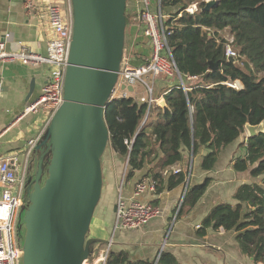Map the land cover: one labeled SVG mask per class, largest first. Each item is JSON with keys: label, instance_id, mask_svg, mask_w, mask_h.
Returning <instances> with one entry per match:
<instances>
[{"label": "trees", "instance_id": "trees-1", "mask_svg": "<svg viewBox=\"0 0 264 264\" xmlns=\"http://www.w3.org/2000/svg\"><path fill=\"white\" fill-rule=\"evenodd\" d=\"M206 1L161 0L162 11L176 9L164 20L167 42L191 90L185 92L180 85L169 89L165 95L168 108L160 109L156 119H148L142 128L147 104L134 96L114 98L105 111L110 147L124 165L129 159L126 183L157 160L161 171L181 164L185 160L183 148H194L195 155L206 148L201 168L211 172L223 150L245 139L246 156L231 163L236 172L261 178V184L242 185L234 195L236 205L215 206L203 221L199 235L204 237L209 229L235 231L241 251L255 263H264V134L248 138L245 131L247 124L264 122V0H217L215 7L204 11ZM194 4L197 11L187 12ZM129 15L126 12L127 26ZM225 29L233 36V47L239 55L232 62L226 56ZM210 63H217L219 69L211 71ZM188 77L199 80L189 82ZM236 81L243 89L227 85ZM152 177L159 184L164 182L162 172ZM186 179L184 171L171 176L168 189L183 185ZM210 184L211 179L206 178L190 186L183 207L196 206ZM154 263L131 262L126 252L112 250L107 264ZM158 264L180 263L164 251Z\"/></svg>", "mask_w": 264, "mask_h": 264}, {"label": "crops", "instance_id": "crops-1", "mask_svg": "<svg viewBox=\"0 0 264 264\" xmlns=\"http://www.w3.org/2000/svg\"><path fill=\"white\" fill-rule=\"evenodd\" d=\"M150 1L153 11L159 9V0H155V3L153 0ZM142 7L141 0L128 2L127 12L128 15L130 13L133 15L132 21H137L136 14ZM175 12L176 9L173 8L162 11L165 18ZM42 14L40 12L41 18L29 16L25 12L23 0H0V43L5 44L7 52L16 50L22 44L43 56L47 55L49 31ZM142 24L134 23L139 27L136 36L143 34ZM134 25H131V31ZM7 34L11 35L10 39L6 37ZM143 36L146 37L144 34ZM143 43L145 51L140 45L138 46V51L140 50L138 59L145 62L150 57L146 58L144 52H151L152 49L149 39H145ZM47 76L46 65L24 66L19 63L0 62V156L20 154L24 157L23 153L29 149L28 143L37 140L43 134L47 116L42 118L40 112L25 114V110L42 96ZM177 85V80L165 82L161 79L156 82L154 97L158 103L152 108L149 120L156 119L160 109L168 108L165 95L169 89ZM31 87L33 93L29 98ZM144 94V87L137 85L132 96L137 98ZM244 144H246L245 139H240L223 150L211 172H205L201 168L202 159L208 153L206 148H201L194 156L192 151L183 148L185 160L175 167L166 169L169 171L168 174L164 173L165 170H160L158 160L138 171L132 180L126 182L125 196L131 197L135 186L143 179L155 180L152 174L162 172L164 182L159 184L155 180L158 183L156 194L147 192L141 198L142 202L157 207L160 214L139 230L119 231L115 237L113 251L126 252L131 262L148 261L155 262L154 264L159 263L164 251L173 254L180 264H264L255 263L252 257L241 251L237 241L238 233L235 231L226 232L222 228L209 229L204 237L199 235L203 221L215 206L221 203L236 205L234 195L242 185L261 184V178H252L249 172L238 173L231 163L235 158L246 156L247 147ZM105 155L107 158L104 160ZM37 156L38 154H31V158L36 159ZM173 170L187 172V179L183 185L168 189L170 177L178 175ZM123 171L124 161L120 160L110 147L103 156V191L107 185V195L102 196L99 203L100 218L107 217L109 223L108 232H111L115 222L118 197L115 189L116 184L123 177ZM206 178L211 179V184L196 206L183 207L189 187L202 183ZM187 182H189L188 189H186ZM97 212L98 210L95 213Z\"/></svg>", "mask_w": 264, "mask_h": 264}, {"label": "water", "instance_id": "water-1", "mask_svg": "<svg viewBox=\"0 0 264 264\" xmlns=\"http://www.w3.org/2000/svg\"><path fill=\"white\" fill-rule=\"evenodd\" d=\"M128 1L72 0L64 103L33 150L38 156L29 180L22 264H83L104 242L88 235L103 193V156L110 147L105 111L124 59ZM217 4L207 1L204 11ZM210 69L219 65L210 63ZM32 93L31 87L29 98ZM245 131L248 138L264 134V122L247 124Z\"/></svg>", "mask_w": 264, "mask_h": 264}, {"label": "built area", "instance_id": "built-area-1", "mask_svg": "<svg viewBox=\"0 0 264 264\" xmlns=\"http://www.w3.org/2000/svg\"><path fill=\"white\" fill-rule=\"evenodd\" d=\"M159 1V9L153 11L150 0H141L143 7L136 14L137 21L146 24L144 35L150 40L151 57L141 67L135 68L130 65V56H127L125 49L119 79L112 94V99L130 98L134 91H128L127 87L131 86L134 89L138 84L144 87L145 94L137 97L141 103L148 106L141 128L150 119L151 110L158 103L154 97L158 76L165 82L177 80L178 85L185 92L191 90L178 71L169 48L164 25L165 17L160 8L161 0ZM23 5L29 16L41 18L40 12L44 14L49 31L47 55L43 56L22 44L16 50L7 52L5 44L0 43V62L19 63L24 66L46 65L48 67L47 83L42 96L25 110V114L38 113L41 107L48 113L45 132L56 112L64 103L66 73L73 40V5L72 0H23ZM186 11L195 13L197 5L189 6ZM6 37L10 39L11 35L7 34ZM225 39L228 42L227 58L237 57V52L233 47V36L231 39L226 37ZM146 77L150 79L146 80ZM198 79V77H188V80ZM227 85L236 90L243 89V85L239 81ZM43 134L37 140L28 143L29 149L23 153L24 157H21L20 154L0 156V264H21L22 262V252L17 246L15 238L17 213L24 194V181L29 160ZM126 144L129 145V142L127 141ZM128 161L129 159L125 163L123 180L116 201L112 236L105 245L95 248L92 255L83 264H107L115 245L116 234L119 231L139 230L160 214L157 207L141 201L142 196L147 192L154 194L157 192L158 183L152 178L143 179L135 186L131 197L125 196ZM173 171L175 174L182 172L181 170ZM168 172V170L164 171L165 174Z\"/></svg>", "mask_w": 264, "mask_h": 264}, {"label": "rangeland", "instance_id": "rangeland-1", "mask_svg": "<svg viewBox=\"0 0 264 264\" xmlns=\"http://www.w3.org/2000/svg\"><path fill=\"white\" fill-rule=\"evenodd\" d=\"M130 1V0H129ZM128 1V2H129ZM153 2L155 3V0H153ZM132 17L133 15L130 13L129 15V24L127 26V29H126V42H125V49H126V52H127V56L129 58V61H130V65L132 67H135V68H138V67H141L143 64H144V60H139L138 57L140 56V50L138 51V46L140 45L143 50L145 49V44L143 43L146 40H148L146 37L143 36L144 34V29L146 27V24L143 23L141 26H142V29H143V34L141 33L139 36H136V33L138 32V29L139 27L137 25H134V23H141L139 21H132ZM131 25H134V28H133V31L130 30V28L132 27ZM223 36L226 37L227 39H231L232 35L230 34L229 30L228 29H225L223 31ZM145 51V50H144ZM143 51V52H144ZM146 58H149L151 57L150 54L152 55V52H149V51H146L144 52ZM235 58H239V55H237V57ZM146 80H149L150 78H145ZM156 81H161V77H157ZM141 85V84H138V86ZM39 115L42 117V118H45L47 116L48 118V113L43 109V108H39ZM247 136V135H246ZM110 148V147H109ZM108 154H110V152H108ZM107 155V153H106ZM105 155V158L104 160L107 158ZM37 163H35L32 167V169L29 171V174H33L35 169L34 167H36ZM124 168H125V165H124ZM47 178V174L45 172L44 174V177H43V180H42V184H44V181L45 179ZM122 180L123 178H121V180L119 181V183L116 184V195L119 193V188L121 187V184H122ZM126 184V183H125ZM104 187V186H103ZM106 192H107V185L105 186L104 188V191L102 193V196L106 197ZM113 194V197L115 196L114 193ZM28 193L24 192L23 196H22V199H21V206H20V209L17 213V220H16V228H15V238H16V244L17 246L19 247V249L21 250L23 245H24V241H25V233H26V230H25V224H24V217H25V212H26V204L27 206L29 205V202H28ZM101 201V200H100ZM23 204V206H22ZM98 212L97 214L95 213L93 219H92V223H91V227H90V233H89V237L90 236H95L96 238H99L101 240H104V242L102 243H97L95 244V248L97 247H102L103 245L106 244V242H108L112 236V231L114 229V226H112L111 228V232H108V227H109V223H108V220H107V217H104V218H100V206L98 205L97 209ZM107 216V215H106ZM22 264V262H21Z\"/></svg>", "mask_w": 264, "mask_h": 264}, {"label": "flooded vegetation", "instance_id": "flooded-vegetation-1", "mask_svg": "<svg viewBox=\"0 0 264 264\" xmlns=\"http://www.w3.org/2000/svg\"><path fill=\"white\" fill-rule=\"evenodd\" d=\"M36 163L35 159L32 157L30 158L29 160V165H28V169H27V172H26V176H25V181H24V192L28 193V190H29V187H30V178H34V175H35V171H36V168L34 167L35 171L34 173L31 175L29 174V171L32 169L33 165ZM21 206V204H20ZM23 206V204H22ZM27 207V204L25 205Z\"/></svg>", "mask_w": 264, "mask_h": 264}]
</instances>
